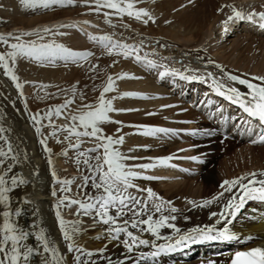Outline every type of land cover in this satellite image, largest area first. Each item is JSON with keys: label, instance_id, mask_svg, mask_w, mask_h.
<instances>
[{"label": "bare ground", "instance_id": "6f19581e", "mask_svg": "<svg viewBox=\"0 0 264 264\" xmlns=\"http://www.w3.org/2000/svg\"><path fill=\"white\" fill-rule=\"evenodd\" d=\"M9 1L14 4L12 0ZM141 1L145 2L147 0H141ZM203 1L206 0L197 1L196 7L197 5L198 6L201 5L202 7L204 5ZM160 2L163 3H159V4L155 3V6L154 4L153 6L149 5L152 7V9H150V7L147 8L148 5L144 7L145 11H147L151 15L153 20H149L148 23H144L143 20L147 19V17H144L142 20L137 21V23H133V21L130 20L128 21V24L129 23L131 25L135 24L132 26L134 27L136 26L138 30L144 27L148 31L147 36H144V38L142 36L139 37L142 38L143 40L148 39L149 38L148 35L154 34L156 36L163 35L165 37L170 38L173 41H183L187 36V34L190 33L192 34L191 31L192 28L187 29V26H190L192 23H194L193 19H195V16L193 14H190L189 13L190 11L188 12L186 10L178 9L177 11H174V9L176 8L175 6L177 5L175 3L179 2L181 4L182 1L180 0L178 2L177 0L172 2L169 1L166 2L160 1ZM198 9L200 10V8ZM160 12L163 13L160 14ZM235 20L236 19H233L230 24H232ZM237 21H240V19ZM66 22H69V20L63 18L62 20H59L56 23L62 24ZM78 23L81 26V30L83 28L85 29L86 26L87 27L90 26L88 25V23L87 25L80 22ZM244 23H246L247 25L248 20L245 19ZM87 29H85V31H87ZM196 31L197 28L194 31L197 34L198 31L197 32ZM255 31L257 32L259 30L255 28ZM254 34L257 36H261L260 33H254ZM67 35H69V37ZM194 35L191 36L193 37ZM63 36L64 39H62ZM133 36L134 35H131V37ZM79 37L80 36L77 35L74 36L72 42L79 41V39L81 40V38ZM46 38L48 39L46 40L47 42H49L50 40L56 42L71 41L69 40L70 33L67 32L59 33L58 35L55 36L48 35L46 36ZM95 49L96 48H92L91 46H86L85 52H89L92 55L93 54L96 55L98 51L94 52ZM141 54L142 56H144L143 53ZM100 55L101 54H99L98 56ZM103 56H104L103 61L102 60L100 61H102V63H104L105 61L104 65L101 62L100 64H96V63L94 64V62L92 61H86L84 63L83 67H85L87 71L85 70L84 79L82 80V82H84L81 87L82 90H80L79 88L72 89L71 87H66V85L64 84L59 88L58 91H56L55 93H51L52 95L46 93L45 95H49V96H47L46 99L43 100H41L42 96L40 94V91L37 90L31 93V96L28 98L29 100L30 98L34 100L31 109L35 110L36 109L35 107L42 106L34 114L30 112L28 113L29 110L27 111L26 108L24 107L22 98L18 94L19 92L17 94L15 93L16 95L14 96L13 94H11L12 91L11 93H8L7 90L3 91L0 88V127H3L5 129V133H4L5 137L12 143L15 149V153L19 158V163L14 164L13 172L18 176L22 177L26 181L24 185H21L20 187L16 188L13 192L9 194L10 200H9L8 208H5L3 205H0V212L9 209L13 212L19 210L20 215L18 217L13 216L12 219L24 231L33 234L29 237L27 241H25V243L28 244L29 246L36 247L37 241L35 240V235L42 230L46 234L48 239L54 242L57 251L61 255L63 264H77L75 257L77 255H80V253H75V252L70 253L67 251V243L64 241L61 231L59 230L58 219L55 216L56 213L54 214V211L58 210V204L57 206H55V204L52 201L53 199L52 197L54 196L58 198L63 195H68L70 197L84 199L80 188H78V185H81L82 183L78 184L76 183V181L73 182L72 187L70 188L71 191L67 193L63 192L62 189L60 188L49 190V186L51 185V182L55 180V178L52 175V172L55 171L56 176L60 180L65 179V174L60 169L50 165L48 161L49 159H51L58 164L61 163L60 153L67 152V149L69 148L68 142L67 143L52 142L50 147L49 146L47 147L50 151L46 152L45 146L41 145L40 143L41 136L38 137V134L40 135L41 131L39 133L35 131V128L40 127V125L34 124V122L32 121V116L35 114H39L40 116H42L43 113L44 115H46V112L49 109L56 108L54 106L56 105L61 106L64 105L66 101H72L71 104L73 105L69 104L68 107L64 109L63 112L64 116L61 117L62 119L59 118L61 120H58L60 123L68 124L69 120L65 119V116H70L71 114H79V111L87 110V109H82V105L84 104L95 105L97 103L100 92L103 90V87L106 85L107 78L109 76L115 78L117 76L127 74L128 76L134 78L117 79L115 81V91L107 93L106 97L108 98H112L116 96L123 97V98L115 99L113 101L114 108L116 109L131 108L134 109V111H127L125 112V114H123L124 112L110 113V116L113 120L120 121L122 123L121 124L105 123L100 125V127L103 129L104 134L113 135V136H116L117 134L124 135L125 137L124 143L119 146V150L121 151V153L127 156L139 157V159L134 161H126V163L129 164H152L155 163L156 161L148 162V159L155 157H157L158 159L167 158L169 157L168 156L169 153L177 150L176 147H172V144L170 143L167 144L162 141L163 139L161 140L159 137L157 138L159 134L155 136H145V135L136 134L134 136L130 132L131 130L128 129L131 127L133 128L135 127V130L138 133V131L141 130L139 128L140 126L153 127L154 125H156V123L159 120L157 119V117L147 116L145 121L150 124H146L143 117L136 118L137 115L139 114V113L137 114V112H142L141 109L144 110V107H146L147 109V107L152 106V104L143 103L144 106L143 104L138 106L134 102L132 103L130 102V100L128 101V99L132 97H124V93L133 92L136 94V96L139 95V97H145L143 95L157 94L158 97L162 95L164 99H166L167 96L168 97L170 96L169 91H166L165 88H161V86L157 85L156 80L151 79V74L148 71V67H146L143 63H138L134 61L135 60L134 54H132L131 56V58L133 57V63H130L132 59H130L129 61L128 59L124 58L123 55H117L115 54V52L112 55H109L107 54V51H104ZM194 56L196 55L191 54L188 58H190V60L192 59L197 60L196 62L199 64L200 61L197 59L198 57L196 56L197 58H192ZM216 57H218L217 58L218 60H221L219 54ZM146 59H149V56ZM25 62H26L25 60H21L18 61L17 64L19 63V65L20 64L24 65ZM192 62L194 61L192 60ZM26 63L25 64L28 65L30 69L33 70L32 74H34L36 78L38 77V75H36V71L42 72L41 74L44 76L45 82H47L48 80L51 82V79H53L54 77L58 75L59 76L63 75L62 71L59 72L60 68L58 69L47 68L48 70L41 69L39 71L36 69L37 67L35 66L34 63L31 64L28 61ZM206 63L209 64V62L207 61ZM202 64L205 63L201 62L199 65L202 66ZM93 65L96 66L95 70H92ZM19 69L21 70V68ZM153 71L157 75L159 71H162V69H153ZM207 72L208 73L210 72L212 74V78H214L220 83H223L226 87H236L242 93L244 92L246 93L248 91L246 88L237 87L233 85V83L227 79L225 74H223L222 78H219V75L221 73L218 70H211V71L208 70ZM63 76L64 77H62L61 80L64 82L65 79L71 82L73 80L81 81V72L79 71V69L78 71L74 69L67 70L65 71ZM168 78L170 79V77ZM209 79L213 81V79L211 78ZM188 82L189 81L187 80L183 81V85H184L183 89L186 88ZM210 86L213 87V84L212 85L210 84ZM53 88H57V87L53 86L50 88V90H52ZM70 88L71 91H69ZM211 89L213 90V88ZM136 99L134 101H137ZM158 103L155 104L153 103V104L157 105ZM164 103H168L169 105L168 107H171L174 110V111L173 110L169 111V113L171 112L174 113L175 111H177V113H180L185 109V107L183 108V106H181L180 103L177 102L176 100H170ZM203 120L201 121V123L203 124V127L205 126L204 127L205 132L210 133V135L207 134L204 139H211L213 135H215V137L218 136L217 134H215V131H213V129L211 130L208 129L209 126L211 127L210 123L208 121L205 120L203 121ZM165 126H168V124ZM169 126H172V124L171 125L169 124ZM118 128L121 129V132L119 133H117L116 131ZM46 129L49 130L51 129V127L47 126ZM85 139H86L84 142L85 145H91V143L95 144V142L90 140L89 138L85 137ZM53 140L54 139H52V141ZM0 146H2V142H0ZM195 147H197V145ZM149 152L150 154H148ZM160 155L161 157H159ZM66 157L70 158L69 160L70 163L69 162L67 163L71 166L72 168L71 171L74 172L73 169L74 164L72 163V161L74 160L75 164L77 165L75 166L77 167L75 168V170L78 171L85 170L86 173L88 174L87 167L83 163L80 164L76 163L78 158L82 161L83 157H79L75 155L73 158V155L71 156L70 154H68V156ZM175 157L176 156H173L172 159L174 158L178 160V157L176 158ZM177 160L174 161L169 160L167 165L157 164L155 167H152L147 171L139 168L135 169V171L140 172L141 174L142 173L150 174L152 177L158 175L163 177L164 179H168V178L177 179L179 178V176L177 177L179 171L174 170L177 166H179V164H176L175 162ZM212 162H214V159L211 162L210 159H208L207 161L205 159L204 165L207 166L209 164L211 165ZM201 168H205V167L202 166ZM228 169H229V165H228ZM213 171H215L214 168L211 169L207 168L205 172L206 176H204L203 179V184L205 186H208L210 184L216 183L217 186L219 187L220 183L216 181L217 179L214 177ZM253 173L259 174L264 172H253ZM10 175H12V173H10ZM39 177L41 178L40 183L38 181ZM256 178L264 179V176L258 175ZM133 183L141 187L142 189H151V191L155 194L154 197L151 199H148L146 191H142V195H134V196L142 200H147L149 207H151L150 205L152 203L163 205L164 202L162 203L160 201L163 200L167 202L169 201V203L166 202L167 203L166 206H168L166 207V209L170 208L169 206H172L171 204L174 203L170 199L174 198V196L176 195L180 196V192L177 190V187H179V185L182 186V184L180 183H167L166 185H160L158 184L159 182L154 181L153 178L147 179L144 182L143 180H141V178H137L133 181ZM152 184H158V185H152ZM162 189L167 190L168 193L167 192L163 193L162 194L163 199L161 200V198L159 197L160 199L157 200L155 197H158L161 194L160 191H162ZM84 191L88 192L89 195L96 194V190H94L91 187L90 182L88 186L84 189ZM53 193H55V195ZM172 193H175V195L171 196ZM232 194H239L238 186L233 189ZM230 195L231 194L229 193H225V197L221 198L219 201L213 202L211 205H207L204 207H199L198 206L199 204L191 205V206L189 204V206L186 207L182 212H177V214L174 215L170 211H166L165 208H163L162 213H155L153 210L154 220L158 219L161 214L164 216H175V220H169L168 222L169 224L174 225V227L164 226L159 228V238L152 236L147 231L141 232L139 228L132 229L131 225L129 224L128 226L129 231H132L133 234L136 235L138 238L149 241V244L147 245H141L135 247L131 253L127 251V249L124 247L123 244V240L127 239L126 235L121 234L120 237H118L117 239H112L105 232V229L108 227L107 225H104L99 222L94 223L92 217L90 216L85 217L81 215L80 224L78 225L81 228V231L76 236V243L79 244L82 248H85L86 251H92L94 253V255L90 258L81 256V259L82 260L87 259L89 261V264H137L138 260H139V264H206L209 263L210 261H213V264H227L233 252L243 251L253 248L264 249V206H257V207L247 206L241 209L242 211L240 214L237 215V218L227 217V219L231 221L230 223H226L225 221H221L220 223H217V221L220 219L219 213L222 211V205L227 202V198ZM212 213H217V216H212ZM110 214L115 216V211L114 210L110 211ZM143 218L146 217H141V219ZM123 219L130 220L132 219V217L130 215H127ZM0 222H2V216H0ZM117 222L118 224H120L119 222H123V220H118ZM209 227H212L217 230H223V228L227 227L235 238L227 241L221 239L209 240L204 238H198L197 240L201 239L204 242V244H200V243L198 244L197 242H193L189 240L186 243L180 244L173 249L160 253V255H158L157 257H151L150 255L153 251L157 250L158 246L164 245L165 247H167V245L169 244H174L176 239H179L180 235L184 233L185 234L190 233L191 230L194 228L207 229ZM175 229H179V232H176ZM213 235H215V232L213 233ZM171 237L173 238L176 237V239L173 241H167L168 238L172 239ZM153 245L157 247H153ZM242 245L246 247L240 248V246ZM101 249L103 250L102 253L100 252ZM217 253H222V255L219 258H216L215 255ZM141 254L148 255L149 259L146 260L139 259ZM164 255H166V257ZM169 255H172V257H168ZM42 261H43V257L39 255H34L30 259L28 264H42Z\"/></svg>", "mask_w": 264, "mask_h": 264}, {"label": "rangeland", "instance_id": "374dc122", "mask_svg": "<svg viewBox=\"0 0 264 264\" xmlns=\"http://www.w3.org/2000/svg\"><path fill=\"white\" fill-rule=\"evenodd\" d=\"M7 1L0 0L1 3L0 4V36H4L8 38L10 36L14 37L15 35H22L25 32L40 33L41 35L44 36V40L38 42L44 43L47 42L46 40H48L46 36L51 35V34H45L43 32V29L45 28L52 29L54 32H57L58 34L67 32L70 33L71 39L69 38V40L71 41L56 42L50 40L49 42L59 43L64 47L79 52H83V51L85 52L86 46H91L92 48H96L94 51V52L98 51L96 55L93 54L89 56L87 61H92L94 62V64L95 63L100 64V62L102 63L104 59L103 52L106 51V49L102 47L99 43L90 40L89 36L99 37L102 35H108L112 37L113 41L124 43L134 48H138L139 52L132 53L134 55L138 54L142 56L141 53H143L145 57L144 56L142 57L148 58L149 56V59L155 61L156 63L162 64L168 68H175L186 76L195 75L204 78L199 80L200 83L193 82L194 86L189 85L190 87H188V89L190 90L184 91L181 88H179V85L175 87V82L171 80L170 76L161 79L159 78L158 74L156 75L154 73L153 69L148 68V71L151 74V79L156 80L157 85L161 86V88H165L166 91H169L170 96L169 97L167 96V98L164 99V97L160 94H158L160 95L159 97L157 96V94L154 95L150 94V95H143L147 97L146 99L138 98L139 101L136 98L128 99V101L130 100V102L132 103L134 102L138 106H140L143 103L152 104V106H148L147 109L146 107H144V110L141 109L142 112H137V114L138 113L139 114L137 115L136 118L143 117L145 121L147 116L157 117V119L159 120L157 122L158 124L156 123L157 126L154 125L153 127L170 130V134L168 135L159 134L157 138L159 137L161 140L163 139L162 140L163 142L167 144L170 143L172 144V147H176L177 149L176 151L169 153L168 156L178 157V160L174 158L171 160L172 161L177 160L175 162L176 164H179V166H177L176 168L174 167L175 168L174 170L179 171V174L177 175V177L179 176V178L164 179L163 177L158 175L152 177L150 174L147 173L141 174V180H143V182L146 181L147 179H144L142 177L151 176L154 179V181L159 182L158 184L160 185H166L167 183L182 184V186L179 185V187H177V190L180 192V196L176 195L172 199L169 198L172 202H174L171 205L175 206L174 208L176 209V212L170 211V209L173 208L172 206H169L170 208L166 209V207H168L166 205L167 203H169V201L168 202L164 200L160 201L162 203L164 202L162 208H165L166 211H170L171 213H173V215L177 214V212H182L186 207L189 206L190 204L188 203L189 201L193 202L190 204V206L196 204L200 205L201 203H203V201L211 200L214 196H217L221 191H223V189L218 187L216 183L210 184L208 186H205L203 184V179L204 176H206L205 172L207 168L208 169L214 168L215 170L213 171L214 177L217 179L216 181L220 184L224 180H231V179L233 180L244 176L245 177L248 176L250 178V174L253 172H264V146L257 145L256 143H251L250 140H247L246 138L243 137L242 138L240 137L241 139L238 141L237 140L231 141L230 139H226L224 140L225 142L223 144L220 143L221 139L219 138V136L215 137V135H213L211 139H204L207 133L205 132L206 134H204L203 132V129L205 127V126L203 127V124L201 123V121L203 120V118L201 117L203 115L201 114L199 115L197 113L198 110L201 108V106L206 107L207 100L209 99V97L211 98V96L208 95V92H209V85L210 84L212 85L213 81H211L208 78V74L210 73L207 72L208 70L209 71L218 70L221 73L219 75V78H222L223 74L225 73L236 74L248 79H251L252 77H264V35H262L261 31L256 32L255 31L256 27H254L253 25L249 23H247L246 25V23H244L245 19L242 20L243 23H240L241 20L237 21L239 19H236L232 24H230L231 21H229L227 24L223 22L225 21L226 18H228L229 15L232 14L231 7H228L229 5L235 7L237 10L242 11L243 13H245V15H247L248 13L253 11H263L264 0H206L203 1L204 5L202 7L201 5L200 6L197 5L196 7L197 1L199 0H180L182 1L181 4L178 2L179 0H177L179 4L175 3L177 5L175 6L176 8L174 9V11H177L178 9L186 10L188 12L190 11L189 13L195 16V19H193L194 23H192L190 26H187V29L192 28L191 30L192 34L191 33L187 34V36L183 41H173L170 38L165 37L163 35L156 36L154 34L148 35L149 38L143 40L142 38L139 37L142 36L144 38V36H147L148 31L144 27L138 30L136 26L135 27L132 26L135 24L132 25L130 23L128 24V21L130 20H132L133 23H137V21L139 20L135 21V19L130 18L127 15H124L122 18L120 16L112 14V10L109 9H101L100 12H96L92 10L90 6H86L84 4V0H75L74 4L65 5L63 7L53 6L48 9L38 8L34 10L23 8L20 5L19 0H12L14 4L11 3L9 0ZM160 1L172 2L175 0H147L145 2L138 0V2L135 4V7L137 9H144V7L148 5L147 8L150 7V9H152V7L149 5L153 6L154 4L155 6V3L156 4L163 3ZM198 8H200V10ZM106 12L109 13L107 17L104 15V13ZM163 12H160V14ZM63 18L69 20V22L62 24L56 23L57 21L62 20ZM78 22L84 23L86 25L88 23V25L90 26L88 27L86 26L85 29L88 28L87 31H85L83 27H82L83 29L81 30V26L79 25ZM74 23L77 25L80 32H78L79 30L77 31V29L74 28L73 26L72 27L69 26V24H74ZM226 27L227 30L225 31ZM196 28L198 31V32L196 31L197 34L194 32ZM88 31L91 33V35H89ZM254 33H260L261 36H257ZM76 35L80 36L79 38H81V40L79 39V41L76 42L74 41L75 42L74 43L72 42V40ZM131 35L134 36L131 37ZM191 35H194L193 36L194 38ZM51 36H55V35H51ZM67 36L69 37V35ZM22 39L25 41H32V40H37L38 38L37 36L33 35V36H22ZM62 39H64V36ZM15 42L16 41L14 39H9V43H15ZM6 49H7V45L0 44V52L5 51ZM99 54L101 55L98 56ZM191 54L193 55L195 54L198 57L197 58L196 56H194L192 58H197L200 61L199 64L201 62H204L205 64H202L201 66L196 62L197 60L195 59H192L194 61L192 62V60L188 58ZM218 54L221 57V60L217 59L218 57L216 56ZM127 59L129 61L130 59H132L130 63H133V57L132 58L129 57ZM177 59H181V62L178 63ZM21 60H25L26 62L28 61L31 64L34 63L35 66L37 67L36 69L39 71L41 69L48 70L50 68L51 69L60 68L61 70L59 69V72L62 71L63 75L65 71L70 69L71 70L74 69L76 71H78L79 69V71L81 72V81L72 79L73 81L71 82L65 79L64 82L61 80V78L64 76L58 75L53 79H51V82L49 80L45 82L44 76L41 74L42 72L36 71V75H38V77L36 78V76L32 74L33 70L30 69L28 65H26L27 64L26 62H25L26 64L24 63V65L21 64L19 65V63L18 64L16 63L14 67V73L18 75L17 76L19 78L18 81L23 84L22 89L17 91L13 83L3 75V71L2 69H0V88L3 91L7 90L8 93H11L12 91L11 94H13L14 96L19 92L18 94L22 98L24 107L26 108L27 111L29 110L28 113L30 112L34 114L37 110H39L42 107V106L40 107L37 106L35 107L36 108L35 110H32L31 106L34 103V100L31 98L30 100L28 99L31 96V93L37 90L40 91V94L42 96L41 100L46 99V97L49 96V95H45L46 93L52 95L51 93H55L56 91H58L59 88L64 84L66 85V87H71L72 89L79 88L80 90H82L81 87L84 83L82 82V80L84 79V74L86 70L85 67L83 66L86 61H80L78 63L70 62L68 63L67 66H65L64 63L60 61H57L54 64H48L47 62L43 64H39L27 59H18L17 62ZM206 61L209 62V64H207ZM102 64L104 65L105 61ZM217 65H219V68L217 67ZM19 68H21V70ZM221 69H223V72L221 71ZM168 77H170V79ZM259 82L261 83V81ZM41 85H45L47 87H41ZM53 86H56L57 88H53L52 90H50V88ZM181 86L184 85L182 84ZM71 88L69 89V91H71ZM181 94L183 97H180ZM137 97H139V95ZM135 99L137 101H134ZM170 100H176L177 102L180 103L181 106H183V108L185 107V109L180 113H177V111H175L174 113L172 112L169 113V111H172L173 109L171 107H168L169 106L168 103H164V102H168ZM213 100H216V98H214ZM153 103L154 104L158 103V104L154 105ZM225 106L226 105H224L223 108L226 109ZM54 107H57V105ZM193 109H195V111ZM214 112L219 113L220 111L217 112L215 110ZM123 114H125V112ZM62 116L64 115L62 114L60 117H56L55 115H53L51 123L49 122L48 119H44L45 117L44 113L42 116H40L41 123L43 126H40L41 133L40 135L38 134V137L41 136L40 139L47 138V147L48 146L50 147L52 142L53 143L58 142V139L63 141L64 136L67 135V133L65 132H58L57 133L58 137L51 135V133H53V131H55L56 128H59L67 124V123L66 124L60 123L58 121L62 119L61 118ZM166 123L168 124V126H165L167 125ZM146 124H150V123L146 122ZM169 124L170 125L172 124V126H169ZM53 125H55V128L53 127ZM47 126H50L51 129L49 130L46 129ZM170 127L173 129H171ZM186 127H191L188 135V137L190 138V142L188 141V137H187V129H182V131H178L179 134L182 136L180 141L174 138V135L171 134V132L175 133V130L177 128H186ZM234 127H236L234 128L235 133L240 132V129L238 128L237 124ZM128 129L131 130L130 132L134 136L137 134L135 127L134 128L131 127ZM200 129H202L201 130L202 132L200 131ZM192 132H197L198 134L191 135L190 133ZM183 134H185V136ZM52 139L54 140L52 141ZM74 139L75 138H73V140ZM81 139L84 142L86 140L85 138H81ZM67 142L68 141H64L63 143H67ZM84 142L81 144L79 149L68 148L69 147L68 144L67 152L69 153L65 152L67 153V155H65L64 152L60 153L61 163L58 164L52 160L51 165L60 169L65 174L64 180L70 179L73 182L76 181V183L78 184L83 183L84 180L83 176L87 175L86 171L75 170V168H77L75 166L77 165L75 164L74 160L72 161V163L74 164V168H73L74 172L71 171L72 168L67 163V162L70 163L69 161L70 158H67L66 156L70 154L71 156L73 155L74 158L75 155L78 156V153L80 151H86L87 149L94 147V144L91 143V145H85ZM196 145L197 147H195ZM191 148H193V150ZM92 154L95 155V153ZM148 154H150V152ZM161 155L159 157H161ZM204 157H206L205 158L206 161L210 159L211 162L214 159V162H212L211 165L209 164L208 166L204 165L205 160L202 162ZM155 158L158 160L157 157ZM155 158H150L151 160L148 159V162L157 161ZM228 165H229V169H228ZM202 166L205 168H201ZM188 172L191 173L189 175H186V173ZM38 181L40 183L41 181L40 177L38 178ZM72 184L69 185L68 187L71 188ZM158 184H152V185H158ZM63 187L64 186L57 183L55 179L53 180V182H51V185L49 186V190L59 189V188L62 189ZM138 188L142 189L139 186ZM129 191H131L132 195H142V191H139L136 188L129 189ZM166 192L168 193L167 190L162 189V191H160L161 194L158 197H160L162 200L163 199L162 194ZM173 195H175V193L171 194V196ZM52 198H53L52 199L53 203L55 204V206H57L58 198L54 196ZM154 204L157 203H152L150 206L152 207ZM249 206L257 207L258 205H249ZM245 207L247 206H244L243 208ZM57 211L61 213L62 217L66 221H71V220L73 222L77 220L80 221L81 215L78 214L76 205H73L71 208L58 207V210H55L54 214ZM241 211H238L237 215L240 214ZM237 215L235 216V218H237ZM119 223L123 224V222H119ZM171 238L172 239L168 238L169 240L167 239V241H173L176 239V237L174 238L171 237ZM199 241L202 240L199 239L196 242L199 244ZM245 247L246 246L244 245L240 246V248H245ZM164 256L166 257V255ZM168 257H172V255H169Z\"/></svg>", "mask_w": 264, "mask_h": 264}, {"label": "snow or ice", "instance_id": "6c2138e0", "mask_svg": "<svg viewBox=\"0 0 264 264\" xmlns=\"http://www.w3.org/2000/svg\"><path fill=\"white\" fill-rule=\"evenodd\" d=\"M75 0H19L20 5L25 9H48L53 6H65L74 4ZM138 0H84L86 6H90L92 10L100 12L101 9L112 10V14L117 16L127 15L130 18L136 20H142L144 17V23H148L149 20H153L151 15L143 10L137 9L135 4ZM231 7L232 14L228 16L224 21L227 24L233 19L244 20L247 19L252 22H256L254 17L259 21V27L264 29V12H250L247 15L242 11L237 10L233 6ZM107 17L109 13H104ZM154 22V21H153ZM74 27V26H73ZM227 29H225L226 31ZM45 34L56 35L52 29H43ZM37 36V40L25 41L22 36ZM9 39H14L15 43H9ZM89 39L99 43L107 51V54L112 55L114 52L117 55H123L124 58H129L132 53H138L139 49L130 45L119 43L112 40L111 36L102 35L99 37L89 36ZM44 36L40 33L25 32L22 35L10 36L8 38L0 36V44L7 45V49L0 52V69L3 71V75L8 78L17 91L22 89L23 84L18 81L17 75L14 73V67L18 59H27L33 62L43 64H54L57 61L63 62L65 66L68 63H78L80 61H87L88 57L92 54L89 52L73 51L63 45L55 42H38L43 41ZM119 50V51H117ZM134 59L138 63H143L150 69H163L158 72L159 78L163 79L167 76L178 77L181 80L193 81L201 80L203 77L195 75L186 76L175 68H168L162 64H158L151 59L142 58L140 55H135ZM95 65L92 66V70H95ZM219 68V65H217ZM223 72V69H221ZM229 81L246 86L248 91L242 93L236 87H226L223 83L217 82L212 78V74H208V78L213 79V91L217 96H222L230 103L237 105L248 117L258 120L261 125H264V77H252V80L261 81L260 84L250 82L247 79H240L236 75L225 73ZM132 79L127 74H123L113 78L109 76L107 83L100 92L98 101L95 105L84 104L83 109L79 111V114H71L65 116V119L69 120V123L56 128L51 135L57 136L58 132H65L64 140L58 139V142L63 143L68 141L69 148L79 149L84 142L81 138H89L94 141V147L87 149L86 151H80L79 157H83L81 161L79 158L76 163H83L87 167L88 174L84 176L83 183L78 185L84 199H78L63 195L58 197V207L71 208L73 205L77 206L79 215L85 217H92L93 222H99L108 227L105 232L112 238L117 239L121 234L127 236V239L123 240L124 247L129 253L133 251L135 247L149 244V241L138 238L132 231L128 230L129 224L132 229H137L141 232L147 231L152 236L159 238V228L167 226L174 227L169 224V220H175V216L160 215L158 219L153 218V210L155 213H162L163 208L161 204H154L149 207L147 200H142L129 192V189L136 188L139 191H146L148 199L154 197V193L151 189H139L133 181L137 178H141V173L135 171V169L148 170L152 167L159 165H167L168 161L172 157L158 159L152 164H129L126 161H134L139 159L135 156H127L121 153L119 146L124 143V135H105L100 125L105 123L121 124L120 121H115L111 118L110 113H119L134 111V109H116L113 106L115 99L123 97L106 98V94L115 91V81L117 79ZM41 87H47L41 85ZM124 97L132 98H147L137 97L135 93H124ZM72 101H66L64 105L57 106L55 109H49L44 117L52 122V116L60 117L64 109L71 104ZM211 104V101H207ZM220 111L219 108L216 109ZM151 114V113H149ZM32 121L35 125L43 126L41 123V117L39 114L32 116ZM55 128V125H53ZM140 131L137 134L145 136H155L157 134H170V130L158 127L140 126ZM35 131L39 133L41 127H36ZM117 133L121 132L118 128ZM252 129H248V134H252ZM5 129L0 127V205L8 208L10 196L16 188L24 185L26 181L13 172L14 164L19 163V158L15 153V149L12 143L5 137ZM172 135L176 133L171 132ZM191 135H197V132L190 133ZM210 135V133H207ZM73 138H75L73 140ZM264 143V130L258 135V139L253 140L252 143ZM41 145L45 146V151L49 152L47 148V138L40 140ZM95 153V155H91ZM67 155V153H65ZM195 159V158H193ZM48 163L51 165L52 160L49 159ZM12 173V175H10ZM53 177L57 183L63 185L62 191L67 193L71 189L68 187L73 183L72 180H60L55 171L52 172ZM264 176V173H251L249 178L239 177L233 180H224L219 187L223 189L217 196H214L211 200H205L199 207L211 205L214 201H219L225 197V193L231 194L227 198V202L222 205V211L219 213L220 219L217 223L225 221L230 223L231 221L227 217H235L238 211L243 208L244 203L247 200L264 201V179H257V176ZM144 179H152V177H142ZM247 181V182H245ZM89 182L91 187L96 190V194L89 195L84 189L88 186ZM239 187V194H232L233 189ZM55 195V193H53ZM157 200L159 197H155ZM188 203H193L189 201ZM115 211V216L110 214V211ZM171 212H176L173 207ZM20 211L4 210L0 212L2 216V222H0V264H28L30 259L34 255L43 257L42 264H63L60 253L51 240L48 239L46 234L41 230L35 235L37 246H29L25 243L31 235L30 232L24 231L19 227L12 219L13 216H19ZM130 215L132 219H123L125 216ZM58 219L59 230L61 231L64 241L67 243V251L72 253H80L75 257L77 264H89L87 259L82 260L83 257H92L94 253L92 251H86L79 244L76 243V236L81 231L78 226L80 221H66L59 211L56 212ZM212 216H217V213H212ZM141 217H146L141 219ZM118 220H123V224H118ZM179 232V229H175ZM215 232V235L213 233ZM198 238H204L209 240L221 239L232 240L234 235L228 230L227 227L223 230H217L212 227L207 229L194 228L190 233L180 235L179 239L174 244H169L167 247L164 245L158 246L156 251H153L151 257H157L160 253L175 248L176 246L186 243L191 240L196 242ZM153 247H157L153 245ZM102 249L100 252L102 253ZM139 259H149L148 255L141 254ZM139 264V260L137 261ZM231 264H264V249L253 248L249 251H238L235 253Z\"/></svg>", "mask_w": 264, "mask_h": 264}, {"label": "water", "instance_id": "95a60500", "mask_svg": "<svg viewBox=\"0 0 264 264\" xmlns=\"http://www.w3.org/2000/svg\"><path fill=\"white\" fill-rule=\"evenodd\" d=\"M70 27H72L73 25H69ZM68 28V27H67ZM72 31V30H71Z\"/></svg>", "mask_w": 264, "mask_h": 264}]
</instances>
